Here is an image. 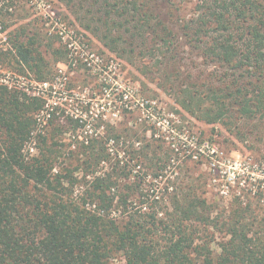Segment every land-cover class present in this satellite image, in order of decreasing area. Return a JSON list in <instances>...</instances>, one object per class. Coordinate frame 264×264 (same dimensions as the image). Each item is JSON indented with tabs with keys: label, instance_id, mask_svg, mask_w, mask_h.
Returning <instances> with one entry per match:
<instances>
[{
	"label": "trees",
	"instance_id": "1",
	"mask_svg": "<svg viewBox=\"0 0 264 264\" xmlns=\"http://www.w3.org/2000/svg\"><path fill=\"white\" fill-rule=\"evenodd\" d=\"M68 1L81 21L94 8L103 13V38L118 44L125 35L170 37L168 61L178 59L174 34L158 20L153 0ZM11 6L0 32V67L51 81L56 65L67 61L65 47L37 24L19 21ZM193 10L185 37L224 72L205 90L183 85L177 104L208 124L234 125L244 140L247 122L264 121V0H195ZM16 83L0 84V264H113L118 257L126 264H264V213L241 203L220 210L193 181L173 183L167 195L145 192L144 175L121 186L132 162L157 179L168 151L151 141L136 149V139L126 146L130 129L100 120L90 133L56 116L43 125L46 99ZM69 132L73 144L65 143Z\"/></svg>",
	"mask_w": 264,
	"mask_h": 264
},
{
	"label": "rangeland",
	"instance_id": "2",
	"mask_svg": "<svg viewBox=\"0 0 264 264\" xmlns=\"http://www.w3.org/2000/svg\"><path fill=\"white\" fill-rule=\"evenodd\" d=\"M11 5L17 9L19 21L37 24L45 37L67 51V61L56 65L49 82L19 77L0 67V84L13 86L17 82L28 94L46 99V110L39 116L43 125L56 116L82 124L89 133L99 120L120 130L130 129L126 146L136 139L139 142L134 147L138 149L151 141L168 151L170 159L160 164L162 172L157 179L147 166L130 163L131 178L121 186L144 175L145 192L167 195L165 189L173 183L183 188L193 181L196 193L220 210L231 211L236 203L251 204L263 215L264 121L247 122L243 140L234 125L208 124L177 104L183 85L195 82L205 90L203 84L224 72L194 52L184 35L183 26L193 14L195 0L152 2L158 20L174 34L175 62L168 61L170 37L165 42L125 35V42L116 44L103 38L104 22L99 21L103 13L98 8L81 21L72 8L74 3L68 0H0V32L2 22L9 21ZM5 35L0 33V51L5 47ZM43 51L46 53L45 48ZM65 137L66 144H73L71 132ZM31 147L32 156L37 150ZM123 147L126 149L125 144ZM113 264L126 263L118 257Z\"/></svg>",
	"mask_w": 264,
	"mask_h": 264
},
{
	"label": "built area",
	"instance_id": "3",
	"mask_svg": "<svg viewBox=\"0 0 264 264\" xmlns=\"http://www.w3.org/2000/svg\"><path fill=\"white\" fill-rule=\"evenodd\" d=\"M33 95H36V96H38L36 93H34Z\"/></svg>",
	"mask_w": 264,
	"mask_h": 264
}]
</instances>
